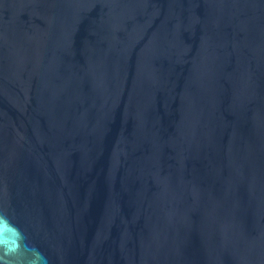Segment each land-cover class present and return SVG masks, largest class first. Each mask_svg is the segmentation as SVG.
Masks as SVG:
<instances>
[{
	"label": "water",
	"instance_id": "95a60500",
	"mask_svg": "<svg viewBox=\"0 0 264 264\" xmlns=\"http://www.w3.org/2000/svg\"><path fill=\"white\" fill-rule=\"evenodd\" d=\"M0 264H264V0H0Z\"/></svg>",
	"mask_w": 264,
	"mask_h": 264
}]
</instances>
